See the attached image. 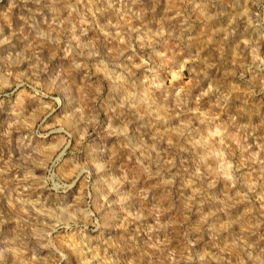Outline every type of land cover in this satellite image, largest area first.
Listing matches in <instances>:
<instances>
[{"label": "rangeland", "instance_id": "obj_1", "mask_svg": "<svg viewBox=\"0 0 264 264\" xmlns=\"http://www.w3.org/2000/svg\"><path fill=\"white\" fill-rule=\"evenodd\" d=\"M0 264H264V0H0Z\"/></svg>", "mask_w": 264, "mask_h": 264}]
</instances>
